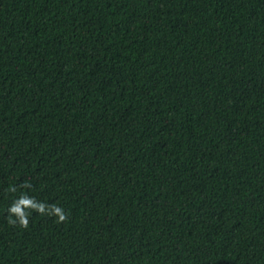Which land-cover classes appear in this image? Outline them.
Returning a JSON list of instances; mask_svg holds the SVG:
<instances>
[{"label": "trees", "instance_id": "obj_1", "mask_svg": "<svg viewBox=\"0 0 264 264\" xmlns=\"http://www.w3.org/2000/svg\"><path fill=\"white\" fill-rule=\"evenodd\" d=\"M0 264H264V0H0Z\"/></svg>", "mask_w": 264, "mask_h": 264}, {"label": "clouds", "instance_id": "obj_2", "mask_svg": "<svg viewBox=\"0 0 264 264\" xmlns=\"http://www.w3.org/2000/svg\"><path fill=\"white\" fill-rule=\"evenodd\" d=\"M22 206H24L25 208L33 207V208H36L37 210H40V211H42L43 208L41 205L33 203V201L26 196L20 197L9 207V209H8L9 213L16 214V217L18 218V221L21 224V226L27 227V219H26L24 212L22 211ZM57 212L58 213L60 212L59 208L57 209ZM59 218L61 220L64 219L63 214H61L59 216ZM16 222H17V220L12 219L11 216L9 217V223L10 224L16 223Z\"/></svg>", "mask_w": 264, "mask_h": 264}]
</instances>
